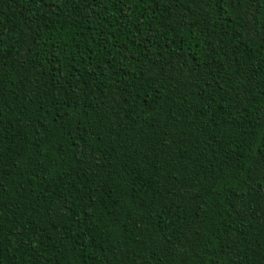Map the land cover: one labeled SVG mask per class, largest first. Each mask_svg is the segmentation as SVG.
I'll use <instances>...</instances> for the list:
<instances>
[{
    "label": "trees",
    "instance_id": "trees-1",
    "mask_svg": "<svg viewBox=\"0 0 264 264\" xmlns=\"http://www.w3.org/2000/svg\"><path fill=\"white\" fill-rule=\"evenodd\" d=\"M0 264H264V0H0Z\"/></svg>",
    "mask_w": 264,
    "mask_h": 264
}]
</instances>
